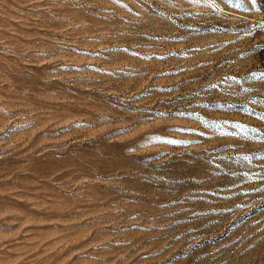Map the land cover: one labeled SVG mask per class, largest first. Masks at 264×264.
<instances>
[{"label":"rangeland","instance_id":"374dc122","mask_svg":"<svg viewBox=\"0 0 264 264\" xmlns=\"http://www.w3.org/2000/svg\"><path fill=\"white\" fill-rule=\"evenodd\" d=\"M261 72L264 0H0V264H264Z\"/></svg>","mask_w":264,"mask_h":264},{"label":"snow or ice","instance_id":"6c2138e0","mask_svg":"<svg viewBox=\"0 0 264 264\" xmlns=\"http://www.w3.org/2000/svg\"><path fill=\"white\" fill-rule=\"evenodd\" d=\"M229 2H231L233 4V7L235 8H242L244 6V0H229ZM251 3L253 4V6H255L256 4V0H251ZM253 75H256L255 73ZM259 77L261 79H264V72L259 73ZM214 108H220V107H228L231 108L233 107V105H219L215 102L212 103L211 105ZM205 107H208V105H205ZM245 111H248L247 109H245ZM181 115H188V116H195L197 119L203 120L202 117H200L198 114L196 113H181ZM259 119L264 120V113H261L259 115ZM204 123H210L212 126H217L215 121H204ZM224 124H231V127L236 129L235 132L231 133L232 135H240V134H245V133H255L256 129H251L248 128L246 125L240 124V123H234V122H230V121H224Z\"/></svg>","mask_w":264,"mask_h":264}]
</instances>
